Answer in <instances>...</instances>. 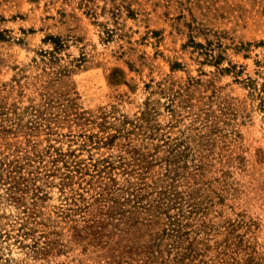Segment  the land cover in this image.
I'll return each instance as SVG.
<instances>
[{"label":"rangeland","instance_id":"obj_1","mask_svg":"<svg viewBox=\"0 0 264 264\" xmlns=\"http://www.w3.org/2000/svg\"><path fill=\"white\" fill-rule=\"evenodd\" d=\"M0 264H264V0H0Z\"/></svg>","mask_w":264,"mask_h":264}]
</instances>
